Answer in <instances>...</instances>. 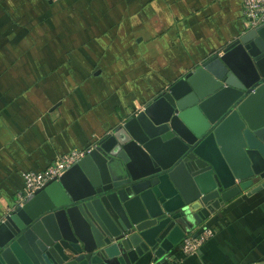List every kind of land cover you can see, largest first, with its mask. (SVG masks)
<instances>
[{
    "label": "crops",
    "instance_id": "crops-1",
    "mask_svg": "<svg viewBox=\"0 0 264 264\" xmlns=\"http://www.w3.org/2000/svg\"><path fill=\"white\" fill-rule=\"evenodd\" d=\"M242 10V0H0V222L24 171L95 147L223 53L248 31ZM202 227L215 234L197 254L184 256L180 243L161 263L264 264V189Z\"/></svg>",
    "mask_w": 264,
    "mask_h": 264
},
{
    "label": "water",
    "instance_id": "water-1",
    "mask_svg": "<svg viewBox=\"0 0 264 264\" xmlns=\"http://www.w3.org/2000/svg\"><path fill=\"white\" fill-rule=\"evenodd\" d=\"M262 189L264 24L7 214L0 264H162L190 231Z\"/></svg>",
    "mask_w": 264,
    "mask_h": 264
},
{
    "label": "built area",
    "instance_id": "built-area-1",
    "mask_svg": "<svg viewBox=\"0 0 264 264\" xmlns=\"http://www.w3.org/2000/svg\"><path fill=\"white\" fill-rule=\"evenodd\" d=\"M57 3L62 0H50ZM243 23L247 30L264 24V0H242ZM92 148L73 149L57 156L50 165L42 171H24V187L18 193L17 205L22 206L27 197L42 189L48 182L59 179L71 166L83 159ZM14 210V209H13ZM215 234L214 229L206 227L196 236L187 235L181 242V251L184 256L197 254L202 246ZM152 264H158L156 262Z\"/></svg>",
    "mask_w": 264,
    "mask_h": 264
}]
</instances>
